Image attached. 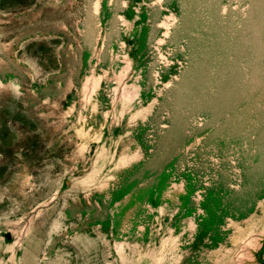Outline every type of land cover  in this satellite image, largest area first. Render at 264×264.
<instances>
[{
  "label": "rangeland",
  "instance_id": "1",
  "mask_svg": "<svg viewBox=\"0 0 264 264\" xmlns=\"http://www.w3.org/2000/svg\"><path fill=\"white\" fill-rule=\"evenodd\" d=\"M0 264H264V0H0Z\"/></svg>",
  "mask_w": 264,
  "mask_h": 264
}]
</instances>
